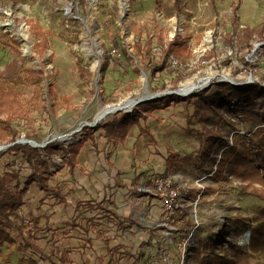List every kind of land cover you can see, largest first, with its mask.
<instances>
[{"label":"rangeland","instance_id":"obj_1","mask_svg":"<svg viewBox=\"0 0 264 264\" xmlns=\"http://www.w3.org/2000/svg\"><path fill=\"white\" fill-rule=\"evenodd\" d=\"M78 1L0 0V75L19 91L31 120L21 125V133H33L35 139L32 141L37 144L52 142L67 147L81 140L82 127H92L98 132L93 124L105 108L123 106L130 100L144 97L146 92L158 99L171 95L173 91L168 85L152 91L150 86L154 87L155 82L152 83L149 70L144 72L140 58H134V44L147 36L155 41L161 35L167 41L177 32L187 40L192 51L190 66L195 72L180 83L176 91L179 99L187 96L183 89L190 85H203L202 89L207 88L206 96H213L215 87L223 84L245 87L256 82L264 87V64L258 62L264 43L255 40L251 43V52L241 54L251 63V71H245L238 64L234 72L237 61L222 40L223 34L231 33L235 26L253 27L263 22L264 2L249 20H244L242 14L234 25L231 19L236 0H215L214 7L209 0H185V9L180 15L173 13L172 0H163V8L159 11L154 0ZM10 39L16 41L14 46ZM40 39L45 45L42 52L39 49L42 56L35 45ZM123 48L132 61L121 60L119 65L116 61L101 76L103 49L114 58L122 59ZM212 48L215 54L207 61H200ZM230 55L232 59L227 60ZM28 68L42 71L43 80L27 73ZM81 68L90 72L89 78L81 76ZM134 68L139 69V75ZM100 89L104 90L106 105L99 99ZM252 103V107L258 109V103L255 100ZM237 106L229 100L219 111L221 136L230 145L236 141H251L253 130L264 127L255 126L253 118L241 116V108ZM151 112L148 128L160 147L156 150L149 146L151 143L145 136H128L125 145L117 146L112 156L116 168L121 170L120 176L116 171L106 170L103 154L96 157L90 143H85L74 171L73 181L77 183L72 184L62 163L65 155L54 153L50 165L53 178L48 186L65 197V205L63 201L52 204L54 198L50 192H42L31 185L20 214L26 220L37 222L36 251L19 253L3 243L0 264H31L32 260L49 264L42 256H49L56 263L62 257L61 264L90 262L87 254L81 255L84 236L71 228L70 222L80 227L86 225L89 211L83 203L89 198L100 200L107 194L103 186V189L111 187L116 212L127 217L131 229L124 236L136 242L148 261L153 260L158 249L165 248L171 255L169 260L176 262L177 245L184 236L177 232L172 234L170 227H178L182 219H189L196 226L193 248L201 244L214 247L215 254L232 259L233 264H264V242H252L253 229L260 221L264 223V218H258L264 208V201L258 197L264 195V185L258 181H244L231 173L217 176L216 164L221 161L223 150L216 148L215 163L205 160L196 137L185 130L186 112L192 114L193 109L192 106L184 109V100L161 113L155 108ZM114 114L101 121L110 120ZM191 127L198 129L195 120ZM258 141L264 144V132ZM41 153L46 157L45 152ZM164 155L168 156L167 165ZM97 158L104 165L103 170L97 171ZM12 159V153L1 159L0 172ZM14 167L21 173L27 171L19 160ZM163 173L182 189L183 201L173 224L163 223L162 206L157 198L141 194L151 186L155 175ZM135 178L133 187L140 193L137 195L130 186ZM114 179L123 180L128 187L116 189ZM106 206L112 209L111 205ZM102 215L105 213L100 209L99 216ZM190 255L185 264H195Z\"/></svg>","mask_w":264,"mask_h":264},{"label":"trees","instance_id":"obj_2","mask_svg":"<svg viewBox=\"0 0 264 264\" xmlns=\"http://www.w3.org/2000/svg\"><path fill=\"white\" fill-rule=\"evenodd\" d=\"M78 1V0H76ZM215 0H209V3L214 7ZM79 2V1H78ZM81 3V2H80ZM185 0H172V11L175 15H180L185 9ZM156 10H162L163 0H154ZM241 0H236L233 7L231 22L235 25L238 18L241 17L239 7ZM11 40L13 46L16 44L15 40ZM222 40L231 51L232 57L237 61L234 72L240 64L245 71L252 70L253 67L245 59L242 52H251V43L257 40L260 43L264 42V21L256 26L243 25L236 27L231 33H225ZM40 39L37 42L36 48L42 52L45 45ZM39 55H43L40 54ZM105 54L101 66L100 75L103 76L111 65L121 64V60L132 59L126 49L120 52V58H114V55L103 49ZM134 58L139 57L143 63L142 70L148 71L152 83L155 86L151 87L152 91H157L168 85L173 92L179 91L180 83L191 77L195 71L191 69L190 59L192 51L189 48L187 40L180 37L176 32L171 40H164L161 35L157 36L153 41L152 36H147L145 40L138 39L134 44ZM215 54V49L212 48L209 55L204 56L200 61H207L210 55ZM231 55L227 60H231ZM177 61L176 71L170 67V61ZM258 62L264 64V46H262L261 54ZM26 72L36 75V78L43 80L42 71H34L30 68ZM134 72L139 75L138 68H134ZM80 74L83 78L90 77V72L86 68H81ZM216 92L213 96H206L207 88L201 91L190 93L183 99H179L176 94L164 95L161 99L151 100L146 103H141L135 106L131 112L123 113L122 111L114 114L110 120L101 121L97 123L95 129L92 127H82L81 140L63 147L59 143L49 142L43 149L32 148L27 144L17 143L23 136L26 139L34 140L33 133H21V125L29 124L31 122L29 113L25 108L19 97V91L11 87L4 75H0V146H5L3 151H0V166L1 159L8 153H12V160L7 163L4 170L0 172V245L6 243L14 248L17 252L36 251V232H38L37 222L28 219L26 220L20 214V209L25 203V198L28 197L30 186L34 185L42 192H50L51 198H54V203L63 201L65 205V197L61 196L54 189L49 188L48 184L53 178L50 171L51 158L54 153L62 152L65 155L62 163L66 168L67 178L72 184L77 183L73 181L74 171L78 165V157L81 149L85 143H90L94 155L97 157L103 154V162L106 170L116 171V175L120 176L121 170L116 168L112 156L116 153V147H123L130 135H135L136 138L145 136L149 146L160 147L159 142L148 128L151 120V109L155 108L160 113L166 108H170L172 104H176L184 100V109L192 106V114L186 112L184 125L185 130L190 135H194L197 139L199 150L205 155V160H212L216 148L222 149L221 161L216 164V171L218 177H223L225 173H231L238 176L244 181H258L264 185V144L258 140L264 132V127H259L253 130L251 141L247 143L236 141L234 144L225 142L221 136V116L219 111L223 108L225 103L232 100L241 108V116L244 118H253L255 126L264 125V87L259 83L253 82L245 87L231 86L223 84L215 87ZM99 99L104 102V90L100 89ZM258 103V109H255L252 101ZM237 106V107H238ZM196 121L198 129L192 128V124ZM257 124V125H256ZM18 125L20 127H18ZM252 130V129H251ZM134 132V133H133ZM245 138V140L249 139ZM103 140V141H102ZM257 141V143H256ZM147 144V143H146ZM45 152L44 157L41 152ZM158 153V151H156ZM159 154V153H158ZM22 163L23 168H26V173H21L15 169L16 160ZM167 165L168 156H163ZM197 161V158L194 159ZM97 171L103 170V164L96 159ZM5 164V163H2ZM100 168V169H99ZM158 176H165V174L155 175L153 180ZM151 180V183L152 181ZM114 186L116 189H125L126 185L123 180H115ZM136 183V178L130 182L134 194H140L133 186ZM102 190L107 194L98 200L89 198L83 205L88 207L89 216L86 225L75 224L70 222L71 228H76L84 236V245L81 251L82 256L88 255L90 262L85 264H150V260L144 259V253L139 250V247L134 242H130L124 236L128 231L130 225L126 215H119L114 207L113 196L114 193L110 191L109 186ZM122 192V191H121ZM148 198H157L147 193H141ZM264 201V195H258ZM158 199V198H157ZM51 204V205H52ZM106 204L111 205L109 209ZM150 204V203H149ZM100 209L105 215L99 216ZM258 218H264V208L260 211ZM264 222V221H263ZM264 223L256 225L255 236L252 242H264ZM194 227L189 219H182V222L176 227V232L182 237H186L190 230ZM206 251L209 253H206ZM43 255V252L40 255ZM90 254V255H89ZM158 255V253H157ZM41 258V257H40ZM177 258V256H175ZM190 259L195 264H233L232 259L222 257L214 253V247L209 248L205 244H201L199 248H192ZM44 262L49 264H61L62 257L58 258V263L51 260L49 256H42ZM31 264H39V261H30Z\"/></svg>","mask_w":264,"mask_h":264},{"label":"built area","instance_id":"obj_3","mask_svg":"<svg viewBox=\"0 0 264 264\" xmlns=\"http://www.w3.org/2000/svg\"><path fill=\"white\" fill-rule=\"evenodd\" d=\"M170 66L176 67L177 61H170ZM203 87V85H201ZM144 193L148 195H152L158 198L163 211V220L164 224L172 223L174 218L180 208V204L183 201L182 189L174 184L173 180L168 176H158L153 181L151 186L148 189L142 190ZM197 205V202L194 206ZM170 231L172 234L176 233V227L171 226ZM196 226H194L188 235L184 237V239L177 245V258L176 262L172 263L169 260V253H167V249L160 248L158 249L153 260L150 261V264H185L187 260V256L191 253V249L193 248V234L195 232Z\"/></svg>","mask_w":264,"mask_h":264},{"label":"water","instance_id":"obj_4","mask_svg":"<svg viewBox=\"0 0 264 264\" xmlns=\"http://www.w3.org/2000/svg\"><path fill=\"white\" fill-rule=\"evenodd\" d=\"M264 43V42H263ZM199 90V89H202V86L201 85H197V86H194L193 90ZM191 90V91H193ZM191 91L185 93V95H189L188 93H190ZM172 94H177V92H172ZM158 98H155L153 95L149 94L148 92H146V95L140 99H137V100H130L128 101L125 105L121 106H114V107H110L111 108V111H114V113H118L120 111H122L123 113H128V112H131V110L141 104V103H146L148 101H151V100H156ZM107 113L104 112L102 113L100 116H98L95 121H94V124L93 126H96L98 122H100L102 119H104L105 115ZM17 143H21V144H27L29 146H31L32 148H43L46 146L47 143L45 144H37L36 142L32 141V140H29V139H19L17 141ZM5 149V146H0V151H3Z\"/></svg>","mask_w":264,"mask_h":264},{"label":"crops","instance_id":"obj_5","mask_svg":"<svg viewBox=\"0 0 264 264\" xmlns=\"http://www.w3.org/2000/svg\"><path fill=\"white\" fill-rule=\"evenodd\" d=\"M263 2L264 0H241L239 12L241 15L244 14L243 19L249 20V17L258 9L260 3L262 4Z\"/></svg>","mask_w":264,"mask_h":264},{"label":"bare ground","instance_id":"obj_6","mask_svg":"<svg viewBox=\"0 0 264 264\" xmlns=\"http://www.w3.org/2000/svg\"><path fill=\"white\" fill-rule=\"evenodd\" d=\"M193 88H194V85L187 86L185 89H183V92H184V93H187V92L193 90ZM104 112L107 113V114L105 115L104 118H106V117H108V116H110V115H112V114L114 113V111H111V108L107 107V108H105L103 111H101V112L98 114V116H100V115H101L102 113H104ZM98 116H97V117H98Z\"/></svg>","mask_w":264,"mask_h":264}]
</instances>
